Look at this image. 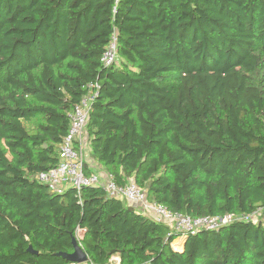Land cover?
<instances>
[{"label": "trees", "instance_id": "trees-1", "mask_svg": "<svg viewBox=\"0 0 264 264\" xmlns=\"http://www.w3.org/2000/svg\"><path fill=\"white\" fill-rule=\"evenodd\" d=\"M90 84L88 144L116 184L173 213L259 220L177 251L181 235L102 187L49 192L37 175ZM77 228L93 264H264V0H0V264H67L55 254Z\"/></svg>", "mask_w": 264, "mask_h": 264}, {"label": "built area", "instance_id": "built-area-1", "mask_svg": "<svg viewBox=\"0 0 264 264\" xmlns=\"http://www.w3.org/2000/svg\"><path fill=\"white\" fill-rule=\"evenodd\" d=\"M100 62L105 67H110L118 63L117 40L113 35L105 47ZM98 86L90 84L86 87V93L69 113V128L60 146L58 164L47 171L40 172L37 180L47 187L51 193H62L63 190L71 188L80 198V193L84 187H102L106 196L110 199L127 202L129 206L152 219L157 223L167 225L170 231L178 233L182 238L188 234H196L199 231H216L235 221H254L257 211L250 216L225 214L214 217H190L179 213H173L161 204L150 202L146 192L138 187L133 181L125 185L116 184L114 177L106 174L101 175L88 171L85 172L87 161L88 139L86 125L88 122L91 103L97 94ZM82 233V234H78ZM75 238L79 245L83 237V230L77 228ZM118 258L111 257L109 263L117 261ZM74 264V263H67ZM80 264H93L90 259Z\"/></svg>", "mask_w": 264, "mask_h": 264}, {"label": "water", "instance_id": "water-1", "mask_svg": "<svg viewBox=\"0 0 264 264\" xmlns=\"http://www.w3.org/2000/svg\"><path fill=\"white\" fill-rule=\"evenodd\" d=\"M181 242H182V249H183L184 244H185V238L184 240L182 238ZM71 245L73 248V251L71 253H57L55 255L65 260L67 263L80 264V263H84L88 261L87 254L84 252L82 247L79 245L75 236L72 237L71 239ZM27 253L29 255H37V253L32 249V247L28 248Z\"/></svg>", "mask_w": 264, "mask_h": 264}, {"label": "crops", "instance_id": "crops-1", "mask_svg": "<svg viewBox=\"0 0 264 264\" xmlns=\"http://www.w3.org/2000/svg\"><path fill=\"white\" fill-rule=\"evenodd\" d=\"M86 162L88 163L90 172H94V171L96 172V170H98L99 175H101L102 177H104L107 174L105 170L103 169V167L92 158L91 149H90L89 144L87 147V161ZM130 181H133V180L130 179ZM175 250L177 251L181 250V243L179 245V249H175Z\"/></svg>", "mask_w": 264, "mask_h": 264}, {"label": "rangeland", "instance_id": "rangeland-1", "mask_svg": "<svg viewBox=\"0 0 264 264\" xmlns=\"http://www.w3.org/2000/svg\"><path fill=\"white\" fill-rule=\"evenodd\" d=\"M37 121H38V120H37ZM37 121L34 120V121H32L31 123L25 124V127H26L29 131H31V130L33 129V127L36 126ZM95 170H96V169H95ZM100 171H101V170H100ZM94 173L99 174L98 170H96V172L94 171ZM124 204H126V205L128 206V203H127V202H125ZM259 213H260V212H259ZM259 213H257V215H256V217H255V219H254L255 222L258 221L259 218L261 217V214H259ZM78 234L80 235V234H82V233H78ZM181 239H182V238H177L175 241H173V243L171 244V247H172L173 249H179V245H180V243H181ZM183 240H184V239H183ZM116 258H117V257H116ZM108 264H110V263L108 262ZM112 264H119V259H118L117 261H113Z\"/></svg>", "mask_w": 264, "mask_h": 264}, {"label": "bare ground", "instance_id": "bare-ground-1", "mask_svg": "<svg viewBox=\"0 0 264 264\" xmlns=\"http://www.w3.org/2000/svg\"><path fill=\"white\" fill-rule=\"evenodd\" d=\"M181 250H182V242H181Z\"/></svg>", "mask_w": 264, "mask_h": 264}]
</instances>
